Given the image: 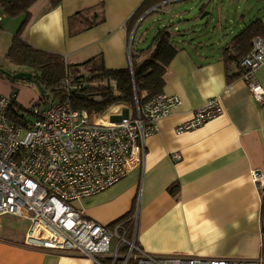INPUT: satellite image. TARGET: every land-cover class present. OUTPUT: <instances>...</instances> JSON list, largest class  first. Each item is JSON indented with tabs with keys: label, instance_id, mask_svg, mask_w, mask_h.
<instances>
[{
	"label": "crops",
	"instance_id": "obj_1",
	"mask_svg": "<svg viewBox=\"0 0 264 264\" xmlns=\"http://www.w3.org/2000/svg\"><path fill=\"white\" fill-rule=\"evenodd\" d=\"M180 1L185 0H171L149 14L164 0L156 3L134 21L144 0H37L22 36L70 64L101 55L107 68L123 69L131 65V47L135 53L146 48L158 29L145 31L153 30L145 46L148 33L136 41L138 27ZM21 15L14 17H23L15 33L26 17ZM258 18L264 22V9ZM247 24L239 26V32ZM171 29L179 51L168 67L163 93L179 96L182 105L146 140L139 167L75 207L110 227L138 213V242L153 255L264 257V190L253 178L255 171L264 174V102H256L250 94L237 61H227L226 51L238 33L221 47V31L209 23L198 39L179 34L178 27ZM257 78L264 87V65ZM219 96L221 115L194 130L176 132L197 109ZM175 185L178 189L171 192ZM29 226L27 219L0 216V264H95L76 252L25 245Z\"/></svg>",
	"mask_w": 264,
	"mask_h": 264
},
{
	"label": "built area",
	"instance_id": "obj_2",
	"mask_svg": "<svg viewBox=\"0 0 264 264\" xmlns=\"http://www.w3.org/2000/svg\"><path fill=\"white\" fill-rule=\"evenodd\" d=\"M10 1L0 0V25ZM263 65L264 37L259 36L238 62L242 80L258 103L264 102V87L257 78ZM68 81L71 89L76 87L73 79ZM13 100L12 94L0 91V216L29 220L25 245L76 252L95 264H264V257L153 255L138 242V213L110 227L72 204L107 190L142 164L146 140L182 105L179 96L160 93L134 106L118 104L109 113V125L97 124L95 116L75 109L69 97L31 109L33 119L16 124L9 116ZM223 112L222 98H211L176 132L194 130ZM253 178L263 191L264 174L255 171Z\"/></svg>",
	"mask_w": 264,
	"mask_h": 264
},
{
	"label": "trees",
	"instance_id": "obj_3",
	"mask_svg": "<svg viewBox=\"0 0 264 264\" xmlns=\"http://www.w3.org/2000/svg\"><path fill=\"white\" fill-rule=\"evenodd\" d=\"M36 1L11 0L5 4L9 17L26 14L20 28L13 36L7 58L19 67L13 73L19 71L33 73V80L46 91L41 97L45 100V106L69 97L75 109L86 111L90 117H94L106 114L113 105L134 106L137 100L144 101L148 97L163 93L168 67L179 51L173 44L174 33L171 25L158 27L151 44L146 48L139 49L135 53L131 47L132 61L127 68L109 69L101 55L84 63L70 64L63 56L36 48L23 38V31L30 19V8ZM161 1L163 0H144L134 21ZM155 10L149 14H153ZM259 36L264 37L262 18L249 22L233 38L230 50L226 51L227 61L238 63L250 52L254 40ZM239 73L242 75V71ZM69 79H73L75 88L69 87L67 84ZM10 94L14 96L10 105V119L16 124H24L32 120L25 113L27 109L18 101V93L13 91ZM46 94H49V98ZM177 189L175 185L170 191L175 192Z\"/></svg>",
	"mask_w": 264,
	"mask_h": 264
},
{
	"label": "rangeland",
	"instance_id": "obj_4",
	"mask_svg": "<svg viewBox=\"0 0 264 264\" xmlns=\"http://www.w3.org/2000/svg\"><path fill=\"white\" fill-rule=\"evenodd\" d=\"M263 9L264 0H185L174 2L169 11L159 12V14L146 18L142 25L138 27L135 39L137 41L140 34L149 28L156 29L161 25L178 27L180 29L179 34H185L189 39H198L201 32H204L201 29H205V25L209 23L222 32L219 35H221L223 42L221 47H224L233 38V33H239V26H245L251 20L258 18ZM20 18L23 17H19V19L6 17L3 22L4 25L0 26V68L12 73L18 70L19 67L9 61L7 53L13 42V36L17 30L16 25ZM195 30L199 31L195 33ZM145 33H148L146 34L148 38L145 43V46H147L153 37V30ZM176 34L177 39L179 34ZM69 82L67 81V84L73 85ZM0 85V91L2 92L6 93L11 90V92L16 91L18 93V101L27 109L25 113L29 119H33L31 109L45 106V100L41 99L43 94L33 79H13L0 72ZM117 105H113L107 111L110 109L115 110ZM77 202L74 201L72 204L76 205Z\"/></svg>",
	"mask_w": 264,
	"mask_h": 264
},
{
	"label": "water",
	"instance_id": "obj_5",
	"mask_svg": "<svg viewBox=\"0 0 264 264\" xmlns=\"http://www.w3.org/2000/svg\"><path fill=\"white\" fill-rule=\"evenodd\" d=\"M0 72L5 74L7 77L13 78V79H20V80H32L33 79V73L27 72V71H19L17 73L9 72L8 70L4 68H0ZM38 85V88L42 94H45V89L36 82ZM46 97L49 98V94H46Z\"/></svg>",
	"mask_w": 264,
	"mask_h": 264
},
{
	"label": "bare ground",
	"instance_id": "obj_6",
	"mask_svg": "<svg viewBox=\"0 0 264 264\" xmlns=\"http://www.w3.org/2000/svg\"><path fill=\"white\" fill-rule=\"evenodd\" d=\"M113 109H111L110 111H112ZM109 112H107L106 114L104 115H97L95 116V122L97 124H103V125H109L111 122L109 120Z\"/></svg>",
	"mask_w": 264,
	"mask_h": 264
}]
</instances>
